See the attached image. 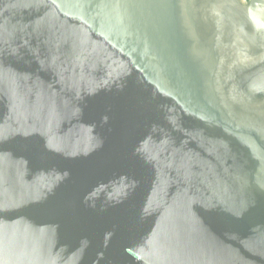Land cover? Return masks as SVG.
<instances>
[{"label":"water","instance_id":"95a60500","mask_svg":"<svg viewBox=\"0 0 264 264\" xmlns=\"http://www.w3.org/2000/svg\"><path fill=\"white\" fill-rule=\"evenodd\" d=\"M264 0H0V264H264Z\"/></svg>","mask_w":264,"mask_h":264},{"label":"clouds","instance_id":"9594fccd","mask_svg":"<svg viewBox=\"0 0 264 264\" xmlns=\"http://www.w3.org/2000/svg\"><path fill=\"white\" fill-rule=\"evenodd\" d=\"M254 25L258 31L264 30V23H259V22L254 21Z\"/></svg>","mask_w":264,"mask_h":264},{"label":"trees","instance_id":"16d2710c","mask_svg":"<svg viewBox=\"0 0 264 264\" xmlns=\"http://www.w3.org/2000/svg\"><path fill=\"white\" fill-rule=\"evenodd\" d=\"M247 1H250V0H247Z\"/></svg>","mask_w":264,"mask_h":264}]
</instances>
